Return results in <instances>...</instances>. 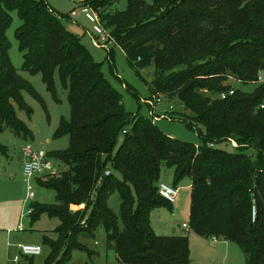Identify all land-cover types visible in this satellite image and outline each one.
I'll return each mask as SVG.
<instances>
[{
    "label": "trees",
    "instance_id": "trees-1",
    "mask_svg": "<svg viewBox=\"0 0 264 264\" xmlns=\"http://www.w3.org/2000/svg\"><path fill=\"white\" fill-rule=\"evenodd\" d=\"M116 1L83 5L98 13L137 72L154 68L152 98L178 100L183 109L175 118L195 130L201 144L172 138L127 112L102 63L44 0H0V131L33 139L16 112L31 116L23 93L35 92L10 58L13 12L21 21L16 39L23 68L42 74L51 92L58 71L69 90L71 118L62 120L55 137L69 136L70 146L48 154L66 169L36 181L55 190L57 204L30 207L33 222L44 214L60 221L56 238L45 236L47 264H66L73 250L92 258L95 252L81 239H95L100 228L119 264H191L188 235L157 236L151 226L152 212L171 205L159 195L163 166L174 169L176 185L191 181L189 232L235 243L246 264H264V0H128L125 12H110ZM234 82L258 86L247 93ZM230 141L239 145L236 151L220 148ZM114 190L120 217L107 206ZM84 204V211H71Z\"/></svg>",
    "mask_w": 264,
    "mask_h": 264
},
{
    "label": "rangeland",
    "instance_id": "rangeland-1",
    "mask_svg": "<svg viewBox=\"0 0 264 264\" xmlns=\"http://www.w3.org/2000/svg\"><path fill=\"white\" fill-rule=\"evenodd\" d=\"M44 1L58 14L64 27L81 40L94 60L97 63H102L104 76L121 95L127 112L134 114L137 118L153 122L157 128L172 138L195 145L201 144L198 133L190 129L183 120L175 118L183 109L178 100H168L162 96L160 104L154 106L149 104V102L154 104L155 101L148 87L154 78L153 67L142 69L139 73L128 63L125 53L117 44L99 46L95 44L92 39V36L96 35L93 31L94 24L88 21L82 12L80 0ZM146 1L151 2V0ZM127 9L128 0H117L110 12H125ZM73 11L77 12L76 17L71 16ZM20 25L21 21L17 12H13V24L7 31L11 45L10 58L18 74L35 92V94L27 91L23 93L25 103L32 109L31 116L18 107L16 112L18 118L32 132L33 139L25 140L8 128H3L0 131V147L3 148V151L0 150V264H30L31 261L33 264H47L51 248L45 243V236L56 238L55 229L59 226L60 221L44 214L39 220L33 222L29 211L32 204L56 205L57 193L55 190L39 187L36 183V176L27 178L24 175L25 150L44 151L49 155L68 150L69 136L56 138L55 134L62 120H70L71 106L69 90L63 85L58 71L55 74V91L51 92L45 84L42 74H34L23 68V54L19 50V43L16 39V30ZM110 50L113 52L112 62L109 61L108 51ZM260 76L264 78V74ZM233 85L235 89L247 93H253L258 86L253 83L241 84L237 82H234ZM171 107L173 110L170 109ZM124 139V135L121 134L114 154ZM220 148L229 152L236 151L228 143L221 145ZM246 153L256 160L255 150L249 149L246 150ZM50 160L55 168L51 174L65 171L64 165L53 158ZM117 178L121 179L118 176ZM161 182L176 186L179 193L174 204L152 212L151 226L157 236L188 235L191 264H246L244 253L235 243H217L182 228L184 224L190 225L191 181L189 178L176 185L174 169L163 166ZM25 186H32L35 191L39 190L40 195L35 199L27 198L23 195ZM86 206V204L72 205L71 211H84ZM107 206L116 216H121V199L117 190L110 194ZM19 226H22V231L18 230ZM81 241L95 252V255L91 258L86 252L73 250L66 264H119L115 253L108 249L104 228L98 229L95 239H81ZM27 245L41 247L42 253L34 257L21 256L20 247ZM15 256H20L19 262H15Z\"/></svg>",
    "mask_w": 264,
    "mask_h": 264
},
{
    "label": "built area",
    "instance_id": "built-area-1",
    "mask_svg": "<svg viewBox=\"0 0 264 264\" xmlns=\"http://www.w3.org/2000/svg\"><path fill=\"white\" fill-rule=\"evenodd\" d=\"M81 1V2H80ZM79 4L81 5L82 12L85 14L88 21L94 24L93 31L96 34L92 36L93 41L96 45H111L115 43L114 39L111 37L110 33L104 28L101 23V20L96 12H94L90 7L84 6L83 1L80 0ZM72 17L77 16V12H72ZM264 78L259 77V82L264 83ZM234 92L231 91L229 95H232ZM227 94L221 96L222 99L226 98ZM154 104L149 102L150 105L154 106L155 104H160L162 102L161 98H154ZM264 108V105L262 106ZM173 110V107L170 108ZM229 144L232 145L234 149L238 148L239 145L235 141H230ZM210 148H215L216 146L213 143H209ZM54 165L52 164L50 157L44 151L34 152L30 149L25 150V164H24V175L27 178L36 176L37 179L47 177L54 171ZM108 174V173H107ZM37 183V182H36ZM179 190L175 186H171L165 183L159 184V195L170 204H174L178 197ZM29 199H35L37 196V191L34 190L32 186H26V195ZM32 212L30 209L29 214ZM256 207L252 208L253 221L256 219ZM184 230H189L190 227L187 224L182 226ZM19 231H22V226L18 227ZM214 242H218L216 238L211 239ZM20 255L23 257H34L42 253V248L39 246L27 245L20 247ZM15 262L20 261V256H15Z\"/></svg>",
    "mask_w": 264,
    "mask_h": 264
},
{
    "label": "water",
    "instance_id": "water-1",
    "mask_svg": "<svg viewBox=\"0 0 264 264\" xmlns=\"http://www.w3.org/2000/svg\"><path fill=\"white\" fill-rule=\"evenodd\" d=\"M23 195H24V196L26 195V186L24 187ZM38 195H40V191H39V190L37 191V196H38Z\"/></svg>",
    "mask_w": 264,
    "mask_h": 264
},
{
    "label": "crops",
    "instance_id": "crops-1",
    "mask_svg": "<svg viewBox=\"0 0 264 264\" xmlns=\"http://www.w3.org/2000/svg\"><path fill=\"white\" fill-rule=\"evenodd\" d=\"M161 183H163V182H161ZM190 186H191V184H190ZM178 236H180V235H178ZM220 242H226V241H220ZM218 243V242H217Z\"/></svg>",
    "mask_w": 264,
    "mask_h": 264
}]
</instances>
